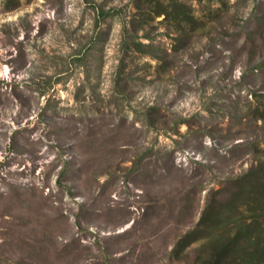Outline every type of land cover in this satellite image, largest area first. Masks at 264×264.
Instances as JSON below:
<instances>
[{
  "label": "rangeland",
  "instance_id": "rangeland-1",
  "mask_svg": "<svg viewBox=\"0 0 264 264\" xmlns=\"http://www.w3.org/2000/svg\"><path fill=\"white\" fill-rule=\"evenodd\" d=\"M140 1L0 0V264H211L178 242L264 169V0Z\"/></svg>",
  "mask_w": 264,
  "mask_h": 264
},
{
  "label": "trees",
  "instance_id": "trees-1",
  "mask_svg": "<svg viewBox=\"0 0 264 264\" xmlns=\"http://www.w3.org/2000/svg\"><path fill=\"white\" fill-rule=\"evenodd\" d=\"M140 2L144 5L137 9L143 8L142 14L139 13L144 16L143 20L145 16L151 20L161 16V22L181 36L187 37L203 27L179 0ZM110 16V12L101 11L102 18ZM143 24H139L140 27ZM124 32L128 30L124 28ZM126 38L122 44L127 56L131 43ZM134 46L135 51L141 53L148 47L140 42ZM235 186L228 198L212 199L206 204L196 228L187 233L178 246L202 241L203 254L208 255L211 264H264V169L252 170L238 178Z\"/></svg>",
  "mask_w": 264,
  "mask_h": 264
}]
</instances>
